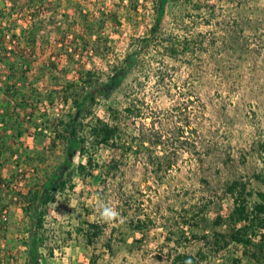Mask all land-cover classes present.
<instances>
[{
    "label": "rangeland",
    "instance_id": "374dc122",
    "mask_svg": "<svg viewBox=\"0 0 264 264\" xmlns=\"http://www.w3.org/2000/svg\"><path fill=\"white\" fill-rule=\"evenodd\" d=\"M244 3L235 20L226 15V22L199 25L208 48L195 58L199 78L167 58L163 71L154 45L108 99L91 104L92 116L104 115L106 106L128 108L134 130L157 114L173 136V122L186 115L168 110L185 105L189 111L196 91L202 102L197 135L185 132L195 144L99 147L94 175L65 172L70 182L45 205L41 264H175L180 252L203 253L202 264H229L234 252L248 264L237 247L210 253L204 239L225 228L230 180H245L250 202L264 191V0ZM181 11L167 2L152 41L174 27ZM153 17L154 0H0V264H25V201L62 158L52 140L57 118L69 109L66 84H77L84 71L104 79ZM156 151L171 164L167 170L153 171ZM105 205L116 219L100 218ZM92 220L102 232L87 244L78 229Z\"/></svg>",
    "mask_w": 264,
    "mask_h": 264
},
{
    "label": "trees",
    "instance_id": "16d2710c",
    "mask_svg": "<svg viewBox=\"0 0 264 264\" xmlns=\"http://www.w3.org/2000/svg\"><path fill=\"white\" fill-rule=\"evenodd\" d=\"M168 1L181 6V14L175 18L172 29L160 33L155 41H152V34L158 31V25ZM229 5L233 6L232 11L226 10ZM246 7L244 0H154V17L151 28L141 37L133 38L135 45L131 46L120 60L110 66L104 79L95 78L91 72L84 71L83 78L77 84L71 82L66 84L68 94L64 98L65 101L69 100V109L65 118H57L55 130H53L56 139L52 140V143L56 141L61 145L62 158L52 165L44 180L25 201L24 210L28 215L25 264H41L39 247L46 240V230L42 224L45 205L56 192L64 190L70 182V177H65V172L73 168L71 171L81 178L94 175L96 165L94 156L99 147L127 151L132 145L134 149L139 150L140 147L156 148L161 144H195L193 140L185 136V132L194 134V137L197 135V112L202 102L196 91H191L190 101L193 106L189 111L184 112L185 105L183 107L171 105L168 110L176 107L175 109L186 115L184 122L180 124L173 122V132L176 130L177 133L173 136L166 134L162 118H158L157 114L152 115L149 122H141L140 126L134 130L135 128L132 129L130 125L131 122H127L128 118H133L128 108L106 106L107 112L104 115L92 116L91 104L97 98L108 99L111 93L121 85L125 76L136 67L138 59L148 53V49L154 45L160 49L163 71H167V65L163 60L167 58L183 65L191 73L195 69V58L208 52L204 43L205 33L198 28L199 25H208L213 19L226 22L224 21L226 15L235 20L240 13L239 8ZM250 11L253 12V8L250 7ZM219 24L224 31L233 28L227 23ZM198 69L197 67L194 70L197 78L200 77ZM157 78L158 80L163 79L159 76ZM189 112H192L193 122L188 120ZM75 156L80 158L76 163L73 162ZM155 157V160L150 162L154 172L160 169L167 170L171 166L170 163L163 162V156L158 155V151L155 152ZM225 192L231 200L225 219V228L221 231H212L204 237L210 253L228 252L231 247H237L235 251L239 250L248 264H264V191L254 192L255 200L250 202L248 197L252 192L247 189L245 180L234 178L227 183ZM141 225L140 219L134 223V227L138 230ZM102 227L94 220L85 221L84 226L78 231L85 242L91 244L102 232ZM48 253L50 254L51 251L49 250ZM229 255V264H244L241 258L234 255V252H230ZM204 258L201 252L197 254L180 252L174 256L175 262H173L175 264H186V262L187 264H202Z\"/></svg>",
    "mask_w": 264,
    "mask_h": 264
},
{
    "label": "clouds",
    "instance_id": "9594fccd",
    "mask_svg": "<svg viewBox=\"0 0 264 264\" xmlns=\"http://www.w3.org/2000/svg\"><path fill=\"white\" fill-rule=\"evenodd\" d=\"M118 216V213L109 206H102V210L100 211V218L105 222H110ZM187 264V262H186Z\"/></svg>",
    "mask_w": 264,
    "mask_h": 264
},
{
    "label": "built area",
    "instance_id": "2783aa9c",
    "mask_svg": "<svg viewBox=\"0 0 264 264\" xmlns=\"http://www.w3.org/2000/svg\"><path fill=\"white\" fill-rule=\"evenodd\" d=\"M2 78H4V76H2Z\"/></svg>",
    "mask_w": 264,
    "mask_h": 264
}]
</instances>
